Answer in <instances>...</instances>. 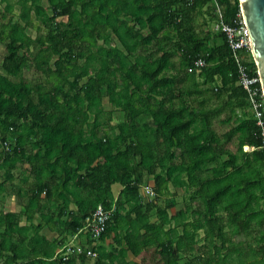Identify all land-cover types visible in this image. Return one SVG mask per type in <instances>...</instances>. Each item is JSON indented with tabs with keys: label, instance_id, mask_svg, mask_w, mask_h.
<instances>
[{
	"label": "trees",
	"instance_id": "obj_1",
	"mask_svg": "<svg viewBox=\"0 0 264 264\" xmlns=\"http://www.w3.org/2000/svg\"><path fill=\"white\" fill-rule=\"evenodd\" d=\"M217 5L238 21L239 0H0V264H264V149ZM98 204L96 255L64 258Z\"/></svg>",
	"mask_w": 264,
	"mask_h": 264
},
{
	"label": "built area",
	"instance_id": "obj_2",
	"mask_svg": "<svg viewBox=\"0 0 264 264\" xmlns=\"http://www.w3.org/2000/svg\"><path fill=\"white\" fill-rule=\"evenodd\" d=\"M218 19L214 25L215 29L222 30L231 49L233 59L237 67L238 84L245 90L247 100L250 105L253 117L259 127L261 137V147L264 149V93L262 91L259 75L251 74L243 63L244 56L250 51V41L246 25L242 19L241 12L238 14V21L234 25L223 22L219 6H216ZM251 54V53H250ZM204 61L198 58L187 68L189 72L200 69ZM151 194L152 192L149 191ZM109 212L102 204H98L93 213L87 218V224L80 230H85L93 238H99L106 228ZM59 254L67 258L72 253H83L89 257H94L96 253L90 248H84L79 243L68 242L58 250Z\"/></svg>",
	"mask_w": 264,
	"mask_h": 264
},
{
	"label": "water",
	"instance_id": "obj_3",
	"mask_svg": "<svg viewBox=\"0 0 264 264\" xmlns=\"http://www.w3.org/2000/svg\"><path fill=\"white\" fill-rule=\"evenodd\" d=\"M239 7L249 36L251 57L264 93V0H239Z\"/></svg>",
	"mask_w": 264,
	"mask_h": 264
},
{
	"label": "crops",
	"instance_id": "obj_4",
	"mask_svg": "<svg viewBox=\"0 0 264 264\" xmlns=\"http://www.w3.org/2000/svg\"><path fill=\"white\" fill-rule=\"evenodd\" d=\"M24 166L26 167L27 164H25ZM149 186H151V185L149 184ZM149 186L148 187H143L141 189L143 194H149V195L151 194L149 192V191H151L149 189L150 188ZM120 188H121V185H119V184H114L112 186V191H113V194L115 196L119 192ZM5 207L9 208L11 210H14L15 209V199L13 197L8 196L6 198ZM49 235L53 236V235H55V233L54 232H50ZM112 236H113V233L109 234L106 238L104 236L100 241L97 240L96 242L101 243L102 246H103V249H105V244H109L110 242H112ZM89 237L91 238V235L88 232H85L84 229L83 230L79 229L78 232L74 233L72 236L69 237V241L68 242L81 243L83 245H86L87 244V239ZM128 259L138 261V259L136 257H134L131 252H128Z\"/></svg>",
	"mask_w": 264,
	"mask_h": 264
},
{
	"label": "rangeland",
	"instance_id": "obj_5",
	"mask_svg": "<svg viewBox=\"0 0 264 264\" xmlns=\"http://www.w3.org/2000/svg\"><path fill=\"white\" fill-rule=\"evenodd\" d=\"M212 28H214V23L212 24ZM29 32H30V34H31L32 36H34V35L36 34V30H35V29H32V30H30ZM3 49H4V46H3L2 44H0V58H1V54L3 53ZM215 127H216V129H217L219 132H221V131H223V130L226 129V126H224V125H220V124L215 125ZM230 146H231L232 148H234V145H233V144H230Z\"/></svg>",
	"mask_w": 264,
	"mask_h": 264
}]
</instances>
